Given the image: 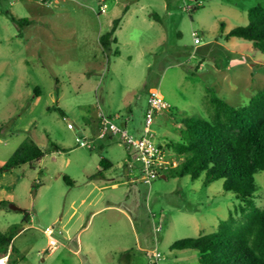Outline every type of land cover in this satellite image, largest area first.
I'll return each mask as SVG.
<instances>
[{"label": "rangeland", "instance_id": "rangeland-1", "mask_svg": "<svg viewBox=\"0 0 264 264\" xmlns=\"http://www.w3.org/2000/svg\"><path fill=\"white\" fill-rule=\"evenodd\" d=\"M263 2L0 0V168L26 143L46 152L39 162L0 169V229H17L16 251L0 264H201L197 251L172 245L217 231L241 201L222 179L205 185L204 177L169 175L148 183L133 172L130 181L120 164L126 147L97 137L100 114L142 135L158 90L170 108L152 129L181 161L166 146L180 141L181 119L211 120V93L246 107L263 88L264 54L243 38L226 39ZM117 18L118 43L108 52L100 36ZM102 159L113 167L92 178ZM257 178L254 202L262 208L264 172Z\"/></svg>", "mask_w": 264, "mask_h": 264}, {"label": "trees", "instance_id": "trees-1", "mask_svg": "<svg viewBox=\"0 0 264 264\" xmlns=\"http://www.w3.org/2000/svg\"><path fill=\"white\" fill-rule=\"evenodd\" d=\"M12 18L22 26L31 23L27 18ZM248 18V24L231 29L226 39L243 38L264 54V2L252 6ZM120 22L121 18L115 19L111 29L100 36V43L108 52L118 43L116 32ZM221 26L223 29L224 24ZM115 54H120L118 48ZM209 101L213 106L211 120H180V141L171 140L166 146L172 147L181 161L165 177L190 176L193 180L204 177L205 185L222 179L224 189L241 202L227 219L220 221L217 231L180 239L172 248L197 251L201 264H264V207L254 202L260 189L257 175L264 172V86L246 107H235L213 93ZM45 154L36 144L26 143L0 169L6 171L24 163L39 162ZM100 165L101 169L92 178H105V171L111 168L108 159H102ZM65 179L71 181L66 176ZM237 213L243 217L241 223L237 222ZM29 218L26 213L25 222ZM16 234L15 226L8 232L0 229V257L16 251L13 246Z\"/></svg>", "mask_w": 264, "mask_h": 264}, {"label": "built area", "instance_id": "built-area-1", "mask_svg": "<svg viewBox=\"0 0 264 264\" xmlns=\"http://www.w3.org/2000/svg\"><path fill=\"white\" fill-rule=\"evenodd\" d=\"M104 9L105 6L103 7ZM195 43H201L198 33H195ZM169 108V103L164 100L160 92L158 90L152 91L145 113L144 130L141 136L131 134L125 127L118 125L112 117H106L100 114V127L97 137L100 139L119 138L129 152L128 157L124 161V165L132 173L138 172L141 179L148 183L165 176L168 170L178 166L180 163V159L176 158L175 155L169 154L164 149V146L157 143L154 130L152 129L157 115ZM69 127L71 128L73 125L69 124ZM79 141L82 145L87 144L81 141V139ZM162 229V222L155 227L157 232ZM153 256L156 259H160L161 253L154 252Z\"/></svg>", "mask_w": 264, "mask_h": 264}, {"label": "crops", "instance_id": "crops-1", "mask_svg": "<svg viewBox=\"0 0 264 264\" xmlns=\"http://www.w3.org/2000/svg\"><path fill=\"white\" fill-rule=\"evenodd\" d=\"M119 31V27H118V29H117V32ZM117 32H116V34H117ZM54 95V94H53ZM160 114H162V113H160ZM162 117V116H161ZM165 116H163V118H164ZM127 124H125V126H126ZM100 127V122H99V125H98V128ZM141 133H142V131H141ZM141 133L139 132V134H138V136L139 135H141ZM102 146L103 145H105V144H101ZM127 158V156L123 159V161H122V163H120L121 164V166H123V162L125 161V159ZM111 162V161H110ZM113 167V164H112V162H111V168ZM110 168V169H111ZM123 168H124V175H125V177H127V178H131V177H133L135 174L134 173H132L125 165L123 166ZM101 169V168H100ZM109 169V170H110ZM136 174H138V172L136 173ZM163 177H165V176H163ZM129 180H127V182H128ZM130 181H135V179L134 178H131L130 179ZM118 186V183H116V184H114L113 185V187H117Z\"/></svg>", "mask_w": 264, "mask_h": 264}, {"label": "bare ground", "instance_id": "bare-ground-1", "mask_svg": "<svg viewBox=\"0 0 264 264\" xmlns=\"http://www.w3.org/2000/svg\"><path fill=\"white\" fill-rule=\"evenodd\" d=\"M5 262V258L0 259V263Z\"/></svg>", "mask_w": 264, "mask_h": 264}, {"label": "water", "instance_id": "water-1", "mask_svg": "<svg viewBox=\"0 0 264 264\" xmlns=\"http://www.w3.org/2000/svg\"><path fill=\"white\" fill-rule=\"evenodd\" d=\"M13 208H14V209H18V207H17V206H13Z\"/></svg>", "mask_w": 264, "mask_h": 264}]
</instances>
